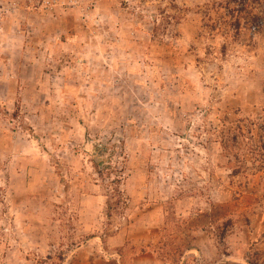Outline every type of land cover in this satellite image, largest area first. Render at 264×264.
<instances>
[{
  "label": "rangeland",
  "instance_id": "rangeland-1",
  "mask_svg": "<svg viewBox=\"0 0 264 264\" xmlns=\"http://www.w3.org/2000/svg\"><path fill=\"white\" fill-rule=\"evenodd\" d=\"M0 264H264V0H0Z\"/></svg>",
  "mask_w": 264,
  "mask_h": 264
},
{
  "label": "built area",
  "instance_id": "built-area-1",
  "mask_svg": "<svg viewBox=\"0 0 264 264\" xmlns=\"http://www.w3.org/2000/svg\"><path fill=\"white\" fill-rule=\"evenodd\" d=\"M37 5L40 6L41 8H47V9H52L55 8L56 6L59 7H64L67 4L72 5L78 3L79 0H36Z\"/></svg>",
  "mask_w": 264,
  "mask_h": 264
},
{
  "label": "trees",
  "instance_id": "trees-1",
  "mask_svg": "<svg viewBox=\"0 0 264 264\" xmlns=\"http://www.w3.org/2000/svg\"><path fill=\"white\" fill-rule=\"evenodd\" d=\"M243 11H245L243 8H241V9L239 10V12H243ZM250 14L253 15V19H254V21L259 22L260 18H259L256 14H254L253 12H250ZM241 18H242V17H237V18H236V24H237L238 26L241 25Z\"/></svg>",
  "mask_w": 264,
  "mask_h": 264
}]
</instances>
